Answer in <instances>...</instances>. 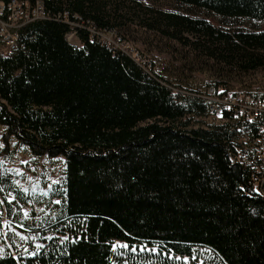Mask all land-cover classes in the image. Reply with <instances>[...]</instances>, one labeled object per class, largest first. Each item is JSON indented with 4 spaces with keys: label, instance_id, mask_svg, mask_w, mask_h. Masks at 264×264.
Segmentation results:
<instances>
[{
    "label": "trees",
    "instance_id": "obj_1",
    "mask_svg": "<svg viewBox=\"0 0 264 264\" xmlns=\"http://www.w3.org/2000/svg\"><path fill=\"white\" fill-rule=\"evenodd\" d=\"M41 1L49 18L23 25L20 46L0 54V125L5 145L14 138L32 157L62 156L65 166L41 195L51 215L41 225L16 220L25 248L13 230L0 233V264H189L198 246L221 264H264V195L238 161L258 123L209 121L206 96L221 82L173 77L89 32L117 31L134 15L217 74L246 75L264 67V29L224 27L264 21V0H170L224 27L136 0ZM3 187L17 208L25 203L23 190Z\"/></svg>",
    "mask_w": 264,
    "mask_h": 264
},
{
    "label": "rangeland",
    "instance_id": "obj_2",
    "mask_svg": "<svg viewBox=\"0 0 264 264\" xmlns=\"http://www.w3.org/2000/svg\"><path fill=\"white\" fill-rule=\"evenodd\" d=\"M136 1L153 8L203 17L215 26L224 27L213 15L199 9L180 6L170 0ZM135 17L130 15V19H126L125 27L115 30L116 33L114 32V34L116 35L104 32L102 36L110 45L135 54L139 63L147 66L149 60H153L155 66H165V71L173 77L180 73L190 83L199 84L201 82L204 84L215 80L221 82V86L218 88L229 86L230 88L238 87V89L264 91V67L246 75H219L215 71V66H204L199 59L192 58L187 49L177 42L145 32L139 27V20ZM231 23L232 26L224 28L254 29L260 27L264 29V21L254 22L246 18H240L232 20ZM118 37L121 39L118 40ZM68 40L70 43L77 44L75 35H70ZM223 82H227L225 86ZM209 119V121L213 120L212 118ZM2 132L3 127L0 125V219L2 221L0 233L4 236V239H7L8 230H13L12 232L15 233L12 234V237L15 244L18 248L24 249L26 240L30 238H27L28 236L21 232V225H18L19 222H16V220L23 219L27 223L41 225L40 215H51V211L41 202V195H46L50 183L60 177L65 161L62 156L52 159L32 157L26 151V146L16 142L14 138H11L9 143L5 145ZM5 172L9 175H6ZM9 184L23 190L22 192L26 196L25 203L19 204L18 208L15 206L17 198L15 199L13 193L4 192L3 185ZM36 198L40 201H36ZM7 202H10V211ZM12 221L14 224L11 223ZM184 259L189 264H221L214 253L205 246L194 248L192 255Z\"/></svg>",
    "mask_w": 264,
    "mask_h": 264
},
{
    "label": "built area",
    "instance_id": "obj_3",
    "mask_svg": "<svg viewBox=\"0 0 264 264\" xmlns=\"http://www.w3.org/2000/svg\"><path fill=\"white\" fill-rule=\"evenodd\" d=\"M47 18H49V14L46 12L44 3L41 0H36L32 4L20 0L0 2V40L2 42L0 54L2 56L10 55L20 46L18 30L23 25ZM58 18H61V16L58 15L56 19ZM62 19L71 25H76L68 20L67 13L63 14ZM89 32L91 38L126 53L139 63L135 54L110 45L102 36L104 32L114 34L115 30L97 31L95 28H91ZM70 35L75 34L69 32L66 35L67 40ZM117 39L120 40L121 38L118 37ZM206 98L210 101L209 116L215 121H222L227 117L233 121L258 123L259 136L247 142L245 150L238 157V161L257 173V176L253 177V182L259 185L264 195V187L262 186V183H264V93L255 94L243 88L238 89V87L218 88L217 90L210 87ZM244 139L248 141V136H245Z\"/></svg>",
    "mask_w": 264,
    "mask_h": 264
}]
</instances>
